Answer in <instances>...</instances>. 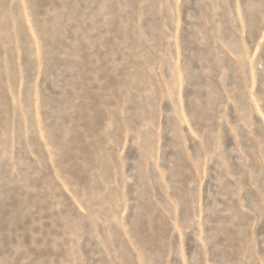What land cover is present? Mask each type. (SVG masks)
<instances>
[{
    "label": "rangeland",
    "instance_id": "obj_1",
    "mask_svg": "<svg viewBox=\"0 0 264 264\" xmlns=\"http://www.w3.org/2000/svg\"><path fill=\"white\" fill-rule=\"evenodd\" d=\"M0 264H264V0H0Z\"/></svg>",
    "mask_w": 264,
    "mask_h": 264
}]
</instances>
